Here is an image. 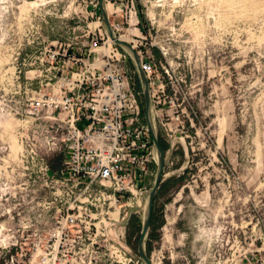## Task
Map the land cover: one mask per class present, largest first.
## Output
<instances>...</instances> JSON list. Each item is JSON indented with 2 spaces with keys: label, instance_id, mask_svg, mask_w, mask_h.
Returning <instances> with one entry per match:
<instances>
[{
  "label": "rangeland",
  "instance_id": "374dc122",
  "mask_svg": "<svg viewBox=\"0 0 264 264\" xmlns=\"http://www.w3.org/2000/svg\"><path fill=\"white\" fill-rule=\"evenodd\" d=\"M108 7L123 40L161 75L163 65L184 74L189 87L183 137L172 118L169 132L158 129L165 187L149 257L264 264V0H108ZM100 20L99 0H0V264H145L137 252L145 200L132 215L122 209L119 224L99 222L101 214L96 225L67 220L83 209L61 174L65 115L34 106L43 93L71 86L78 61L92 59L90 42L106 35ZM136 71L129 59L127 72L141 86ZM156 170L155 163L144 193Z\"/></svg>",
  "mask_w": 264,
  "mask_h": 264
},
{
  "label": "built area",
  "instance_id": "2783aa9c",
  "mask_svg": "<svg viewBox=\"0 0 264 264\" xmlns=\"http://www.w3.org/2000/svg\"><path fill=\"white\" fill-rule=\"evenodd\" d=\"M112 26L121 36L118 26ZM109 39L104 33L92 39V59L78 61L80 67L72 74L71 86L43 93L34 102L38 111L65 115L63 124H58L65 154L61 174L72 183V193L83 209L67 214L71 224L89 219V225H96L93 221L101 214L99 222L113 225L121 222L122 209L136 212L144 200L145 206L149 192L143 190L157 163L145 125L141 86L127 72V54ZM132 45L149 79L157 130L169 132L168 120L172 118L176 122L173 133L183 137L186 117H190L186 76L176 73L169 64L170 68L163 65L161 75L150 56ZM97 209L100 212L94 214Z\"/></svg>",
  "mask_w": 264,
  "mask_h": 264
},
{
  "label": "water",
  "instance_id": "95a60500",
  "mask_svg": "<svg viewBox=\"0 0 264 264\" xmlns=\"http://www.w3.org/2000/svg\"><path fill=\"white\" fill-rule=\"evenodd\" d=\"M108 0H99V10H100V18L102 26L108 35V37L122 50L127 54L128 58L132 60L135 65L136 72H138V76L140 79L141 89L144 98V118L145 122L150 132L153 145L157 155V170L154 185L151 188L148 197L146 199V203L144 206V216L142 220V228L140 237L138 240L137 252L145 264H155L152 259L149 257V254L146 249V240L148 234L150 232L152 214L154 209L155 198L157 196L158 190L160 188V184L163 181L165 165H166V150H164L163 146L160 143V137L158 135V130L155 124L154 116H153V108H152V94L148 76L146 72L143 70L141 66L140 56L137 50L134 48L132 44L126 42L118 36L112 26V22L110 20V15L108 13ZM131 215L134 213V209H130ZM119 223H122L119 222ZM117 223V224H119Z\"/></svg>",
  "mask_w": 264,
  "mask_h": 264
},
{
  "label": "trees",
  "instance_id": "16d2710c",
  "mask_svg": "<svg viewBox=\"0 0 264 264\" xmlns=\"http://www.w3.org/2000/svg\"><path fill=\"white\" fill-rule=\"evenodd\" d=\"M160 143H161V145L163 146V148H164V150H166L167 149V146L164 144V142H163V140L160 138ZM165 187V184H161L160 185V188H159V190H158V193H157V196H156V198H155V203H154V209H153V214H152V220H151V227H150V232H149V234H148V239L146 240V249H147V252H148V250H149V238L151 237V229H152V226H153V224H154V222L156 221V203H157V201H158V199H159V196H160V193H161V190L163 189ZM141 228H142V226H141Z\"/></svg>",
  "mask_w": 264,
  "mask_h": 264
},
{
  "label": "bare ground",
  "instance_id": "6f19581e",
  "mask_svg": "<svg viewBox=\"0 0 264 264\" xmlns=\"http://www.w3.org/2000/svg\"><path fill=\"white\" fill-rule=\"evenodd\" d=\"M106 7H107V9H108V13H109V15H110L109 7H108V6H106ZM120 38L123 40V39H125V36H120ZM109 41L112 42L110 39H109ZM124 41H125V40H124Z\"/></svg>",
  "mask_w": 264,
  "mask_h": 264
},
{
  "label": "crops",
  "instance_id": "0c3cea01",
  "mask_svg": "<svg viewBox=\"0 0 264 264\" xmlns=\"http://www.w3.org/2000/svg\"><path fill=\"white\" fill-rule=\"evenodd\" d=\"M110 12V11H109Z\"/></svg>",
  "mask_w": 264,
  "mask_h": 264
}]
</instances>
